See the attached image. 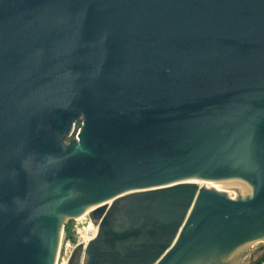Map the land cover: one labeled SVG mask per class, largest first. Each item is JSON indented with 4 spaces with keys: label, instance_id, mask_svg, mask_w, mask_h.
<instances>
[{
    "label": "water",
    "instance_id": "water-1",
    "mask_svg": "<svg viewBox=\"0 0 264 264\" xmlns=\"http://www.w3.org/2000/svg\"><path fill=\"white\" fill-rule=\"evenodd\" d=\"M91 204L67 264L264 239V0H0V264H54Z\"/></svg>",
    "mask_w": 264,
    "mask_h": 264
},
{
    "label": "rangeland",
    "instance_id": "rangeland-1",
    "mask_svg": "<svg viewBox=\"0 0 264 264\" xmlns=\"http://www.w3.org/2000/svg\"><path fill=\"white\" fill-rule=\"evenodd\" d=\"M80 124L81 122L78 121L76 127ZM76 130L66 138L68 141L76 135ZM92 221L90 212H88L82 218L75 216L64 222L61 243L59 242L55 258L57 260L54 264H67L76 244L89 242L97 235L96 228H94L95 222ZM253 244L250 245V249L243 251V256L239 259L238 264H264V241ZM258 252L259 254H257Z\"/></svg>",
    "mask_w": 264,
    "mask_h": 264
},
{
    "label": "bare ground",
    "instance_id": "bare-ground-1",
    "mask_svg": "<svg viewBox=\"0 0 264 264\" xmlns=\"http://www.w3.org/2000/svg\"><path fill=\"white\" fill-rule=\"evenodd\" d=\"M189 180H194V181L198 182L201 186H208V187H213V188H215L217 190L229 191L228 188H227V186H226V184L224 183V181L222 179H204V178H196L195 177V178H190ZM96 205L97 204L88 205V207H86L81 213H79L77 215V217L78 218H82L85 214H87L88 212H90ZM94 228H96L95 227V223H94ZM62 229L63 228H61L60 241H59L60 243H61V238H62V234H63V230ZM260 241H264V239H256V240L250 241V245H252L253 243L260 242ZM58 245H59V243H58ZM57 250H58V246H57ZM56 255H57V251H56ZM56 257L57 256H55V258ZM55 261H54V263H55Z\"/></svg>",
    "mask_w": 264,
    "mask_h": 264
},
{
    "label": "crops",
    "instance_id": "crops-1",
    "mask_svg": "<svg viewBox=\"0 0 264 264\" xmlns=\"http://www.w3.org/2000/svg\"><path fill=\"white\" fill-rule=\"evenodd\" d=\"M257 254H259V252H258ZM255 255H256V254H255Z\"/></svg>",
    "mask_w": 264,
    "mask_h": 264
}]
</instances>
